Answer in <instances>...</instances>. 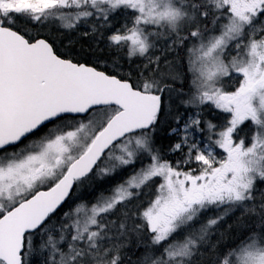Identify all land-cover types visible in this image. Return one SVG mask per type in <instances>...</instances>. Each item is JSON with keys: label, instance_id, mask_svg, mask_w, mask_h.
Masks as SVG:
<instances>
[{"label": "snow or ice", "instance_id": "6c2138e0", "mask_svg": "<svg viewBox=\"0 0 264 264\" xmlns=\"http://www.w3.org/2000/svg\"><path fill=\"white\" fill-rule=\"evenodd\" d=\"M0 264H264V0H0Z\"/></svg>", "mask_w": 264, "mask_h": 264}, {"label": "trees", "instance_id": "16d2710c", "mask_svg": "<svg viewBox=\"0 0 264 264\" xmlns=\"http://www.w3.org/2000/svg\"><path fill=\"white\" fill-rule=\"evenodd\" d=\"M20 27H24V25L22 23L19 24ZM116 27L119 26V22L117 21V23L115 24ZM42 27V26H41ZM44 34L47 35L48 34V29H43ZM53 31V35L51 36V38L53 40H56L57 44H61V43H67L69 40L72 41L71 44V50L72 52L75 54L76 58L78 59H82V60H86L88 62H95L97 59L100 60H111L113 58V53L109 52V48L107 46H104V41L100 40L98 37H82L81 35H79L78 33H73L71 35L68 34H64V35H60L58 33L55 32V29L52 30ZM61 51H63V49H61ZM173 54H169V56H172ZM121 59V65L123 67V69L125 71L128 70H134V64L133 63L131 65L127 64V61L123 58L122 54L120 56ZM186 84V82H185ZM184 84V85H185ZM184 91L187 92L188 89L186 86H184ZM177 102V108H175L174 106L171 108L172 112H176L177 110L180 112H183V110H185L184 108L181 110V108L183 106L180 105L179 99L176 100L175 97L172 99L171 104H173L174 102ZM186 111V110H185ZM191 111V110H188ZM204 116V115H203ZM208 117V116H207ZM164 119V118H162ZM204 119L205 116H204ZM168 123L171 122V118L168 117L167 118ZM168 123H165L162 125V131L160 133H158L157 135V145L158 147L161 148V150L163 152H165L167 154V157L169 159L172 160H176L179 159L180 156L179 154H172V153H168V149L170 147V145L177 139L176 137H168L165 132L163 131V129H166L168 127ZM139 165L136 166H132V167H138ZM132 168L130 167L128 170H125L122 174L118 173L117 175L113 176V177H105L104 179H94L92 181L91 186H84L82 187L79 192L77 193V197H74V201L75 202H79V198H83L84 200L87 201H92L91 199L87 198L88 194L91 193L93 195L95 194H100L101 192H103V190H105V188L107 187H111V189L117 184L122 182L123 180L127 179L128 175L131 173ZM105 187V188H103ZM108 189V188H107ZM67 210V208L65 209ZM214 212L210 211L208 213V215H213ZM239 214L237 213L236 215H233L231 217H229L226 222H225V227H227L228 224H231L233 226L234 232L233 235H238L239 231L236 228V221H237V216Z\"/></svg>", "mask_w": 264, "mask_h": 264}, {"label": "rangeland", "instance_id": "374dc122", "mask_svg": "<svg viewBox=\"0 0 264 264\" xmlns=\"http://www.w3.org/2000/svg\"><path fill=\"white\" fill-rule=\"evenodd\" d=\"M102 41H104V46H107L108 47V45H107V40H102ZM109 48V47H108ZM109 52L110 53H113L111 50H109ZM114 54V53H113ZM170 54V53H169ZM136 63H138V62H136ZM127 64L129 65V63L127 62ZM134 70H136V64H134ZM184 86H186L187 87V89H188V84H187V82H186V84L184 85ZM175 97V99L176 100H178L179 98L178 97H176L175 95L173 96V98ZM172 98V99H173ZM172 102V101H171ZM176 101L172 104V107L174 106L175 108H177V105H176ZM183 109V107L181 108V110ZM183 112H185V110H183ZM203 115L205 116V118H206V120H211L213 123H217L218 125L219 124H222L223 123V120H224V114H222V113H219L217 110H215V109H210V108H206L205 109V111H204V113H203ZM208 116V117H207ZM245 131H250V129H249V127L247 126V125H245V126H242L241 127V130H240V135L241 136H243L244 134H245ZM196 137L198 138V139H200V138H204V139H206V137H207V132L205 131L204 133H196ZM103 188H105V187H103ZM108 188V189H107ZM107 188H105V190H103V193H105V194H107L110 190H111V187H107ZM102 193V192H101ZM100 194H95V195H93V194H91V193H89L88 194V196H87V198H89V199H91L92 201H94L95 200V198L97 197V196H99Z\"/></svg>", "mask_w": 264, "mask_h": 264}]
</instances>
